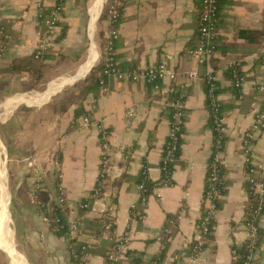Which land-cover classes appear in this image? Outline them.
Returning a JSON list of instances; mask_svg holds the SVG:
<instances>
[{
    "label": "crops",
    "instance_id": "1",
    "mask_svg": "<svg viewBox=\"0 0 264 264\" xmlns=\"http://www.w3.org/2000/svg\"><path fill=\"white\" fill-rule=\"evenodd\" d=\"M57 1L0 0V25L3 28L0 48H5L0 56V67L32 54L37 32L43 26L41 13L46 14ZM105 1L61 0L58 34L65 29L66 35L44 56L53 64L52 68L39 83H33L28 73L3 74L6 82L0 84V98H3L0 105L6 106L12 100L11 96L4 97L13 87L17 88V94L0 117L6 119L20 105L37 106L26 104L28 99L22 103L23 94L36 95L38 105H48L46 103L54 93L88 74L99 56L102 57L97 39L101 48V40L109 34L108 17L99 21ZM218 4L215 52L208 64L201 65L190 54V49L197 44L202 0H123L119 37L114 44L120 68H143L163 63L176 73V79L127 81L107 77L106 89L100 86L87 96L82 104L83 113L76 115L81 104L58 111L55 102L50 119L43 126L45 137L44 143L37 146L40 149L21 154L13 147L20 164L18 171L26 160L32 166L29 159L38 156L48 170L43 174L42 189L49 191L51 200L62 208L65 218H75L78 222L75 232L66 230L60 234L53 231L47 210L33 199L34 184L30 172L26 179H16L19 209L15 219L19 231L15 233L17 236L19 232V244L33 255L32 263L19 247L22 252L19 254L26 264H80L77 257L80 242H90L87 264H107L106 256L119 235L128 236V246L118 264H134L135 261L136 264H152L157 256L162 257V264H232L237 261L232 249L243 246L248 234L249 192L242 143L261 101V91L256 85L262 80L263 71L260 51L264 42V0H219ZM234 62L240 63L244 83L242 97L228 75ZM191 70L199 71L198 81L188 80ZM209 70L215 77L217 99L226 126L221 162L226 193L220 199L201 257L194 262L191 260L192 248L204 212L207 169L214 142L205 80ZM47 75L51 76L46 78ZM68 75H72L71 79H65ZM59 76L60 79H55ZM53 79L57 81L51 87ZM172 87L186 94L187 119L172 175L173 184L164 187L159 186L160 163L170 130ZM131 108L136 112L133 118L126 114ZM84 113L90 114L92 124L87 128L81 124L73 125L72 120ZM97 124L110 132L109 172L101 194L88 200L100 172L101 143ZM54 151L62 156V177L57 183V175L47 162ZM263 153L264 133L256 134L253 160L259 161ZM144 166H147L148 178L158 184L146 202L141 199L139 186ZM59 184L67 198L64 205L58 201ZM7 194L8 190V205ZM87 201L90 206L83 209L81 205ZM110 207L114 209L113 227L104 219ZM6 212L11 222L8 206ZM5 224L0 219V264H21L18 254L17 260H12L9 245L12 232L10 225ZM261 224L264 226V215ZM165 228L171 232H165ZM263 261V253H256V263Z\"/></svg>",
    "mask_w": 264,
    "mask_h": 264
},
{
    "label": "built area",
    "instance_id": "2",
    "mask_svg": "<svg viewBox=\"0 0 264 264\" xmlns=\"http://www.w3.org/2000/svg\"><path fill=\"white\" fill-rule=\"evenodd\" d=\"M219 0H202V10L198 24V38L195 47L190 49V54L196 57L201 65L208 64L211 57L215 52V37L217 35V28L219 24ZM121 2H116L111 5L108 11V21L110 24L108 43L106 46V57L105 66L103 69V78L100 80V84L103 89H106L107 77H114L118 80L127 81H159L162 79H176V73L167 69L165 64L159 63L143 68H129L122 69L118 65L117 59L114 54V44L119 37L118 26L120 23V12L119 7ZM41 10V9H40ZM62 5L61 0H58L55 4L51 5L48 12L41 13L43 16V26L37 32V42L32 54L35 58L44 57L51 48L55 45L58 36L59 23L61 18ZM0 32H3L1 27ZM5 48H0V56H2ZM260 63L262 67V80L256 85L261 91V101L258 104L255 113V119L250 128L245 130L242 149L245 157V170L247 173V182L249 189L253 194L259 197V204L254 208L252 214L248 216L246 220V226L248 228L247 240L245 242V252H239L238 247L232 249V255L235 260H241L242 264H257L256 253L262 252L264 256V240L260 241V235L258 226L256 224V218L259 216L263 218L261 214L264 207V153L262 154L259 161L253 160V147L256 134L264 133V42L261 46L260 51ZM230 68H232V76L235 88L238 90V95H243V78L240 74V63L234 62ZM200 78L199 71L191 70L188 74V80L190 82H196ZM205 78L209 84L207 91V97L211 102L212 109L215 113L214 123L216 130L225 134L226 126L224 123V116L219 114L220 102L217 99L215 92L217 85L215 77L212 71L205 73ZM172 99L170 101L171 108V121L168 139L164 146V152L162 155L160 168L162 177L159 182V186H170L172 185V175L174 170L170 169L171 164H174L179 157L178 152L181 149L182 135L184 126L186 124V94L184 91L172 87L171 88ZM127 116L133 118L136 115L134 109H129L126 112ZM73 125L81 124L83 127H89L92 124V120L89 113H84L78 118L72 120ZM99 129V139L101 143V163L98 182L93 189L92 196L98 197L102 188L104 187L106 178L109 172V154H110V132L104 128L102 124H97ZM224 142L222 135L216 140V148L212 150V159L209 160L210 165V177L208 187L205 193V207L198 226L197 239L192 248V261H197L201 257L202 250L204 249L205 242L208 235L211 233L213 228L214 218L218 212V199L223 196L222 190L225 188V176H221L220 164L223 159V150L218 147ZM51 170L60 179L62 177V159L59 153H54L51 159ZM32 166L34 169L33 178V189L32 195L38 194L42 191L43 174L45 168L40 162H33ZM143 180L140 182L141 199L143 201L148 200V195L145 194L147 188L145 181L148 178L147 166H144L142 171ZM58 201L61 205H64L67 201L64 188L59 184V197ZM90 206L89 201L84 202L81 207L88 209ZM104 215L105 223L109 226L114 224L113 207ZM49 221V219H48ZM57 226L54 231L60 232L62 230H69V232H75L78 229V222L75 218H57ZM165 232L170 233L171 229L165 228ZM114 245L109 250L106 259L107 264H118L120 258L126 254L128 246V236L119 235L114 239ZM89 243H79L77 248V257L80 264H87L89 260L88 249ZM162 257L157 256L153 259L152 264H162ZM260 264H264V261Z\"/></svg>",
    "mask_w": 264,
    "mask_h": 264
},
{
    "label": "trees",
    "instance_id": "3",
    "mask_svg": "<svg viewBox=\"0 0 264 264\" xmlns=\"http://www.w3.org/2000/svg\"><path fill=\"white\" fill-rule=\"evenodd\" d=\"M116 2H123V0H107L104 3V7H103V11L99 17V21H101L103 18H107L108 17V11L111 5L115 4ZM119 12H120V21H121V13H122V9L121 6L119 7ZM0 29H1V25H0ZM66 35V30L64 29L62 32H60L57 36L56 41L61 40L62 38H64ZM1 43L0 46L3 44V40L2 38L0 39ZM108 43V36L105 37L103 40H101V49H102V57L100 58L99 62L96 64V66L91 70L89 76L86 78L85 81L74 84L70 89L64 91L60 98L58 99L57 103H56V109L58 111H66L68 110L73 104H81V108L79 109V111L76 113V115L83 113L82 112V104L83 102L86 100L87 96L90 93L96 92L99 87L101 86L100 84V80L103 78V69L105 66V57H106V46ZM82 53L79 52L78 56L76 57V59L78 60L79 55ZM1 63V61H0ZM53 64L50 62L46 61L45 57L42 58H35V56L33 54H31L30 56H26V57H21V58H16L12 61H10L6 67H0V84L4 85L5 84V76L3 74H22V73H28L29 77L32 79L33 83H39L42 82L44 79V76L46 74V72L52 68ZM240 74L242 76V72L240 71ZM228 75L230 76V78L233 79L232 76V68H229L228 70ZM206 80V79H205ZM207 82V80H206ZM217 85V84H216ZM235 87V86H234ZM206 92L209 89V84L207 82V87H206ZM238 93V90H236ZM216 94L218 93V88H216L215 90ZM208 102V108L210 110V125L211 128L214 132V142H213V150L217 149L216 148V140L222 135V139L224 140V142H222V144L218 147V149L223 150L225 148V141H226V136L225 134H221L216 130V126L214 123V118L215 115L217 113H215L212 109V105L209 99H207ZM219 114H222V108H220V112ZM223 115V114H222ZM179 154V152H178ZM61 159L62 156L60 155ZM212 159V156H210L209 160ZM175 164H171L170 169L171 170H175ZM222 166V164H220V167ZM210 165L208 164V169H207V178H206V186H205V191H204V198H205V193H206V189L208 187V183H209V177H210ZM30 176L33 175V167L30 168ZM225 176V171L224 168L221 167V176ZM56 183L59 182V178L58 176L56 177ZM143 180L142 176L140 178V182ZM171 183L173 184V179L171 181ZM146 184V195H150L153 191V189L155 188L156 185H158L156 182L149 180L145 181ZM225 185H226V181H225ZM246 187L248 189L249 192V205H248V216H250L254 210V208L259 204V197L256 196L255 194H253L251 192V190L249 189V184L246 181ZM104 188V187H103ZM102 188V191H103ZM223 195L226 193V186L225 188L222 190ZM93 191L90 193V196L88 198V200L94 199V197L92 196ZM33 199L35 201V203H37L40 207H43L47 210V215L49 217V223H50V227L53 229L57 226V218H62L63 220H65V216L63 215V211L62 208L58 205L55 204L53 202V200H51L50 198V193L49 191H45L42 189V191L38 194L33 195ZM218 206L220 207V199H218ZM260 215H264V207L263 210L261 212ZM256 224L258 226V231H259V235H260V241L264 240V226H262L261 224V219L259 218V216L256 218ZM113 227V226H111ZM56 232V231H55ZM66 230H62L60 232H56V233H65ZM209 236V235H208ZM245 247L246 244H244L243 246L239 247V252L244 253L245 252ZM130 253V252H128ZM136 264V261L135 263ZM232 264H242L241 260H237L235 263Z\"/></svg>",
    "mask_w": 264,
    "mask_h": 264
},
{
    "label": "rangeland",
    "instance_id": "4",
    "mask_svg": "<svg viewBox=\"0 0 264 264\" xmlns=\"http://www.w3.org/2000/svg\"><path fill=\"white\" fill-rule=\"evenodd\" d=\"M102 23H101V26H102ZM97 42H98V47L101 50L100 43H99L98 39H97ZM95 48H96V46H95ZM96 53H98L97 48H96ZM99 60H100V56H99L96 64L99 62ZM77 67L75 68V70L77 69ZM50 76L51 75H49V76L47 75L46 78L50 77ZM74 77H76V76H74ZM86 78L80 82L85 81ZM56 81L57 80H54V82L52 81L50 86L51 87L54 86V83ZM68 82L70 84L72 83V81H68ZM80 82H77V83H80ZM46 83H48V82H46ZM77 83H74V84H77ZM73 85H70L69 87L65 88L64 90L58 92L56 95L52 96L50 98V100L48 101L49 103L48 102L46 103L48 105H44V106H43V104L38 105L37 103L39 101V98L32 96L31 98L28 99L29 103H26V104H32V105H37V106H30V107L27 106L26 107V105H20L12 113H10V115L7 116L6 119L3 116L0 117V167L5 168L4 175H3V183H4V186H6L5 191L7 192V190H8L7 198H8V203H9L7 205V203H6L7 202L6 201V192H5V195H4L5 198H3V202L0 203V214H2V215H0L1 216L0 219L2 221H5V223H6L5 225H8V226L10 225L9 227H10V230L12 232L10 239L16 245V249H15L17 251L16 254H18L21 264H24L25 260L19 254V252H21L20 249L23 252H25V254L29 257V260L32 263H33V260H32L33 255L29 250H26L23 247V245L19 244V242H18V239H20L19 232H18L17 236L15 233V231H19L18 230L19 225L15 219L16 211L19 209V199H18L17 191H16V186H17L16 179H20V178L26 179L27 178L26 177L27 172L28 171L30 172V168L33 166L28 165L27 160H26L21 165V167H23V168H21V170L18 171L20 164L16 160V156L14 154L13 147H16L21 152V154H24L25 152H35L36 150L40 149V148H37V146L42 145V142L44 143V137L45 136H44V127L43 126L45 124H47L46 122L50 119L52 107L54 106L55 102L58 101L61 94L64 91L70 89ZM58 89L59 88H57L55 91H52L51 93L56 92ZM15 94H17V88L13 87L11 89V92H9L4 97V99L11 96V98L13 100L16 97ZM12 95H14V96H12ZM1 99H3V98L1 97L0 100ZM12 100H10L6 104V106L0 105V114L1 113L3 114L5 112V108L7 107V105ZM6 109H8V108H6ZM55 152L56 151H54L53 154L49 155L50 158L47 160V162L49 164H51L50 162H51L52 156L54 155ZM29 160H30L31 164H32V161L34 163L40 162L38 160V156H37V158L35 156H33ZM40 163H42V161ZM42 166H43V164H42ZM44 168L46 171V167H44ZM17 172H19V173L17 174ZM33 172H34V169H33ZM30 178H32V176ZM0 191H1V188H0ZM9 193H10V202H9ZM0 195H1V193H0ZM12 197H13V200H12ZM7 206H8V210L10 213L11 222H10V219L8 218V212H6ZM9 206H10V208H9ZM5 218H7L8 221ZM15 221H16V223H15ZM22 244H23V241H22ZM19 247H20V249H19ZM8 258L11 259L10 257H8Z\"/></svg>",
    "mask_w": 264,
    "mask_h": 264
},
{
    "label": "bare ground",
    "instance_id": "5",
    "mask_svg": "<svg viewBox=\"0 0 264 264\" xmlns=\"http://www.w3.org/2000/svg\"><path fill=\"white\" fill-rule=\"evenodd\" d=\"M98 3H100V2H98ZM97 56H98V53L96 55V58H97ZM70 77H71V75H68L65 79H71ZM23 96L24 97L21 96V102L22 103L23 102L25 103V102H27V99L31 98L32 95L29 96L28 94H23ZM35 97H37V96L35 95ZM4 171H5V168L4 167H0V188H1V191H0V193H1L0 203H2L3 202V198H5L4 197V195H5V189H4V184H3V181H2V178H3V175H4ZM0 231H1V229H0ZM9 243H10L9 244L10 245V254H11L12 260L15 261V260H17V254H16L17 251L15 250L16 249V246H15V244L11 240H10ZM24 264H26V263L24 262Z\"/></svg>",
    "mask_w": 264,
    "mask_h": 264
},
{
    "label": "water",
    "instance_id": "6",
    "mask_svg": "<svg viewBox=\"0 0 264 264\" xmlns=\"http://www.w3.org/2000/svg\"><path fill=\"white\" fill-rule=\"evenodd\" d=\"M81 60H82V59H81ZM81 60H80V61H81ZM80 61H79V62H80ZM95 65H96V63L90 68L88 74H87L83 79H80V80L76 81L75 83L84 80V79L90 74L91 70L95 67ZM61 76H62V75H61ZM61 76H59V77H57V78H55V79H60ZM53 80H54V79H53ZM51 81H52V80H51ZM49 82H50V81H49ZM72 85H73V84H72ZM55 94H56V93H54L53 95H55ZM53 95H52V96H53ZM50 98H51V97H50ZM26 107H27V106H26Z\"/></svg>",
    "mask_w": 264,
    "mask_h": 264
}]
</instances>
